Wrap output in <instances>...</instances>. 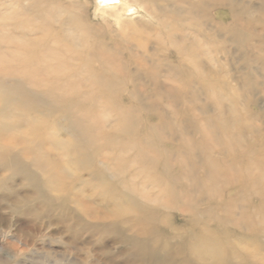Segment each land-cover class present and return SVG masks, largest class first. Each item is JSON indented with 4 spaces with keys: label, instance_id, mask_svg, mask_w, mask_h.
<instances>
[{
    "label": "bare ground",
    "instance_id": "bare-ground-1",
    "mask_svg": "<svg viewBox=\"0 0 264 264\" xmlns=\"http://www.w3.org/2000/svg\"><path fill=\"white\" fill-rule=\"evenodd\" d=\"M166 1L168 6L140 7L159 21L156 42H168L176 55L147 63L111 30L97 34L83 15L72 12L74 2L4 0L0 167L31 188L23 200L77 205V222L108 230L145 264H264V151L251 156L248 142L246 149L241 147L240 129L215 128L210 116L204 121L195 114L194 131L205 152L199 160L184 140L165 142L166 126L140 122L141 112L161 117L136 98L143 87L137 79L149 80L160 95L187 68H200L199 38L183 32L194 28L196 12L212 0ZM137 5L125 0L113 14L120 19ZM232 33L243 39L237 29ZM119 93H127L129 104H117ZM173 127V133L185 137V130ZM77 185L94 188L84 195ZM163 210L183 217L172 224ZM34 214L40 215L33 206L25 213ZM9 220L0 215L5 237L13 232ZM32 229L29 223L16 225L25 234Z\"/></svg>",
    "mask_w": 264,
    "mask_h": 264
},
{
    "label": "rangeland",
    "instance_id": "rangeland-1",
    "mask_svg": "<svg viewBox=\"0 0 264 264\" xmlns=\"http://www.w3.org/2000/svg\"><path fill=\"white\" fill-rule=\"evenodd\" d=\"M3 1L0 0V11ZM62 1L65 5L74 2L72 12L83 15L97 34L101 35L107 28L115 36L128 41L139 58L148 59L147 63L154 62V59L162 60L167 55L172 58L176 55L175 48L168 42L163 46L156 42L159 21L155 16H148V12L140 7V3L153 9L159 5L168 6L166 0H136L139 4L136 9L122 15L120 19L113 14V9L121 7L125 0H120L121 4L119 0L118 3L116 0ZM114 1L116 6L112 7ZM206 9L204 6L199 8L194 28L183 32L199 38L195 42L197 57L201 60L199 70L198 67L187 68L185 75H180L172 82L173 88L160 95L153 91L149 80L143 77L137 79L136 83L143 87L136 98L145 106L155 107L161 117L141 112L140 122L166 126L163 135L168 145L173 144L170 143L173 141L179 143L184 140L187 148L194 147L197 159H204V146L200 142V135L194 131V116L197 114L204 121H209L207 116H210L211 125L215 128L227 125L234 131L240 129L241 147L246 149L248 142L251 146L249 154L259 156L256 150L264 151V0H212ZM234 20H238V27L234 26ZM235 29L242 33L243 39L238 40L233 35L232 30ZM148 52L157 55L149 57ZM125 57L123 55V59ZM161 67L167 69L166 64ZM190 69L194 72L191 76L187 72ZM127 98V93H119L115 101L126 106L129 104ZM172 126L177 131L185 130V137L173 133L175 131L170 129ZM218 151L215 149L212 154L217 155ZM83 176L87 177L85 174ZM76 187L84 195L94 188ZM27 192H31V188L24 185L12 170L0 167V215L9 218L11 224L14 223L11 228L13 232L8 237L0 233V264H145L133 255L131 246L119 243L116 235L110 234L108 230L99 232L96 223L86 225L85 222H77L75 217L81 211L77 205L67 203L59 206L52 201H25L23 195ZM250 196L248 200L252 199ZM32 206L37 208L40 215H25ZM68 206L71 208L67 209ZM72 210L75 211L70 214ZM163 211L172 224L180 222L183 217L181 212L175 210ZM15 223L20 227L29 223L33 229L29 234L18 232ZM160 226L165 225L162 223ZM25 241L30 246L25 245ZM146 257L149 255L146 254ZM175 264L184 262L178 260Z\"/></svg>",
    "mask_w": 264,
    "mask_h": 264
}]
</instances>
